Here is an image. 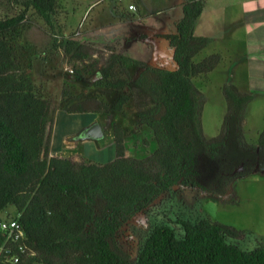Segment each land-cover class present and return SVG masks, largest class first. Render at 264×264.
<instances>
[{"label": "trees", "instance_id": "trees-1", "mask_svg": "<svg viewBox=\"0 0 264 264\" xmlns=\"http://www.w3.org/2000/svg\"><path fill=\"white\" fill-rule=\"evenodd\" d=\"M12 1L22 11L0 18V224L2 213L14 206L26 236L23 244L34 253L21 264H264L263 244L245 250L232 242L245 231L209 217L177 220L181 236L168 224L154 228L135 260L118 246L126 224L172 188L222 197L231 181L264 170V130L257 148L242 130L254 95L224 85L227 111L220 132L212 139L204 136L205 97L194 79L213 72L222 60L213 54L194 61L211 43L194 34L206 0H183L174 31L159 35L173 52L172 69L135 62L132 77L113 53L108 65L92 66L119 94L112 110L121 112L134 99L138 121L152 130L157 143L147 158L129 157L123 131L115 125L116 157L106 164L50 155L52 106L37 94L21 54L31 51L25 41L31 28L27 13L33 10L52 32L58 0ZM83 40L72 36L54 43L81 62L93 56ZM90 109L110 112L88 101L69 113H95Z\"/></svg>", "mask_w": 264, "mask_h": 264}, {"label": "rangeland", "instance_id": "rangeland-1", "mask_svg": "<svg viewBox=\"0 0 264 264\" xmlns=\"http://www.w3.org/2000/svg\"><path fill=\"white\" fill-rule=\"evenodd\" d=\"M181 1L134 0L138 13L133 14L126 11L127 4L120 3L119 0H58L57 15L53 19L55 30L52 32L33 10L27 13L33 29L26 33L25 41L33 44V40H37V49L44 50L47 45L55 44V39L73 36L85 39L83 41L93 51L89 60L78 62L60 52L57 46L54 60L48 65L39 64L40 59L25 62L26 53L21 54L26 63L23 65L24 71L31 73L37 94L48 99L52 106L53 152L62 157L71 155L77 160L87 159L106 164L116 157L113 127L118 125L123 131L129 157L141 160L154 153L157 149L154 134L138 121L134 99H131L121 112L113 111L119 94L107 86L99 71L92 66L108 65L109 57L113 53L119 57L121 68L128 70L132 77L137 73L133 64L135 62L172 69V54L169 48L162 44L165 40L159 35L174 31L172 22L167 20L176 17L177 6ZM21 11L22 7L18 3L0 0V18L11 17ZM152 15L155 17L151 18ZM39 50L31 56L34 58L39 55ZM157 52L161 60L155 61ZM202 55L195 61L202 59ZM69 69H73V75L69 74ZM224 76L215 73L209 80L207 76H200L194 81L205 97L202 127L206 139H212L219 134L226 113V104L219 89ZM88 101H93L100 107H108L110 112L90 109L95 113H69L72 108ZM66 107L67 110L64 109ZM260 113L261 110L251 114L247 129L246 122L242 129L246 142L255 148L258 146V136L262 128ZM90 121L100 124L104 138L92 140L81 151L85 140L71 139L77 138L79 131L89 125ZM58 145L60 149L65 150L61 154L60 150H57ZM79 150L82 155L77 152ZM16 214L15 207H8L1 216L5 219L15 218ZM205 217L245 231L241 239L232 241L245 250L254 249L258 244L264 245V170L256 169L243 180L231 181L227 194L222 197L211 196L197 189L172 188L150 209L126 224L118 246L135 260L145 239L154 228L168 224L181 236L177 220L196 222Z\"/></svg>", "mask_w": 264, "mask_h": 264}, {"label": "crops", "instance_id": "crops-1", "mask_svg": "<svg viewBox=\"0 0 264 264\" xmlns=\"http://www.w3.org/2000/svg\"><path fill=\"white\" fill-rule=\"evenodd\" d=\"M130 2L137 7L134 0H130ZM182 4L183 0L181 1V4L177 6L176 17L172 20L171 18L169 21L167 20V22H172L171 26L173 27L175 22L182 17ZM169 11H171V9L168 10L167 13H169ZM137 13L138 7L137 12L133 14ZM153 17H155V15L151 16V18ZM31 29H33V27H31L28 32L31 31ZM194 34L197 37L211 39L209 46L198 54L194 58V61L202 54V59L200 58L199 61H195L196 63L213 54L221 55L222 60L218 67L205 76H207L209 80L215 73L225 75L224 80H222L219 85L221 93L224 85L232 84L237 87L240 92L254 95V100L246 109V129L248 127L250 115L256 114L257 111L261 110L262 132L264 130V0H206L204 11L196 22ZM59 40H61V38ZM32 43L34 46L30 43V53H26V56H24L26 58L25 62L29 63L36 59H40L38 61L39 64L46 63L48 65V63L53 62V58L56 55L59 46L57 47L55 44L50 46L47 45L44 47V50L40 49V51L36 48L38 41L33 40ZM162 44L169 48L166 41H163ZM36 49L41 53L39 52L40 54L33 58L31 55L36 54ZM58 50L64 52L61 47H59ZM169 50L173 55L172 50L170 48ZM158 54L159 53L157 52L155 55V61L161 60ZM161 64H163V62H161ZM91 123L92 122L90 121L89 125L86 127L90 126ZM261 132H259V134ZM62 141L64 142V139ZM91 142L92 140H85L83 143L84 145L81 147V151H83L85 146ZM95 144L97 146V143ZM51 147L50 155L57 156L58 154L53 152V140ZM56 147L57 150H60L59 154L65 151L60 149L59 145ZM77 152L79 155H82L80 150ZM126 155L129 156L127 150ZM67 158L77 161V158L71 155L67 156ZM9 215L13 217L12 214ZM18 215L19 213L17 211L15 217Z\"/></svg>", "mask_w": 264, "mask_h": 264}, {"label": "built area", "instance_id": "built-area-1", "mask_svg": "<svg viewBox=\"0 0 264 264\" xmlns=\"http://www.w3.org/2000/svg\"><path fill=\"white\" fill-rule=\"evenodd\" d=\"M119 2L127 4L128 12H137V7L130 0ZM68 72L74 74L73 69ZM0 228L5 235V241L0 242V264H21L26 258L34 256L33 251L23 244L26 236L17 217L3 219Z\"/></svg>", "mask_w": 264, "mask_h": 264}, {"label": "water", "instance_id": "water-1", "mask_svg": "<svg viewBox=\"0 0 264 264\" xmlns=\"http://www.w3.org/2000/svg\"><path fill=\"white\" fill-rule=\"evenodd\" d=\"M104 138V132L99 123L95 122L90 126L84 128L77 134V138H72V141L82 140H93L98 141Z\"/></svg>", "mask_w": 264, "mask_h": 264}, {"label": "flooded vegetation", "instance_id": "flooded-vegetation-1", "mask_svg": "<svg viewBox=\"0 0 264 264\" xmlns=\"http://www.w3.org/2000/svg\"><path fill=\"white\" fill-rule=\"evenodd\" d=\"M95 80V79H94Z\"/></svg>", "mask_w": 264, "mask_h": 264}]
</instances>
